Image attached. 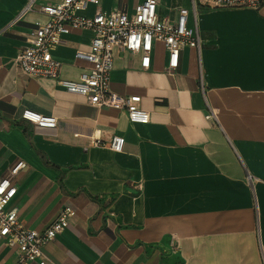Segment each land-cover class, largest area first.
I'll return each mask as SVG.
<instances>
[{"label": "crops", "instance_id": "0c3cea01", "mask_svg": "<svg viewBox=\"0 0 264 264\" xmlns=\"http://www.w3.org/2000/svg\"><path fill=\"white\" fill-rule=\"evenodd\" d=\"M141 1L99 6L132 13ZM25 2L0 0V177L25 162L9 204L28 229L43 230L64 204L75 209L43 246L47 264H264V4L199 5L200 48L183 47L172 71L161 42L148 68L116 50L110 89L140 95L142 123L17 66L33 21L45 18L35 9L13 21ZM189 5L159 0L158 11L173 17ZM91 37L88 28L62 35L52 49L60 78L91 67L75 57ZM24 108L57 122L25 120ZM113 135L124 137L121 151L91 143ZM16 254L0 237V264Z\"/></svg>", "mask_w": 264, "mask_h": 264}, {"label": "built area", "instance_id": "2783aa9c", "mask_svg": "<svg viewBox=\"0 0 264 264\" xmlns=\"http://www.w3.org/2000/svg\"><path fill=\"white\" fill-rule=\"evenodd\" d=\"M36 2L26 0L13 18V21H19L35 9L45 17L33 21L28 45L18 50L15 56L17 66L29 76L54 78L67 91L83 95L96 106L124 108L131 122L142 123L148 122L150 115L140 106V95H120L110 89V71L116 50L139 53L140 66L148 68L154 44L161 42L167 52L166 68L172 71L179 63L183 47L200 48L199 5L259 8L264 4V0H190L188 7L179 6L176 15L171 17L159 14V0H142L132 13L123 9L104 11L99 0H47L37 6ZM90 3L95 6L94 12L91 15L82 13ZM82 28L90 29L92 37L89 49H77L75 57L89 61L91 67L80 72L76 79L60 78V62L53 57L52 49L61 41L63 34ZM210 114L215 117L213 110ZM21 117L47 127L55 126L57 122L56 117L30 108H24ZM124 141L123 136L113 135L108 142L93 138L91 143L121 151ZM24 166L25 162L19 160L0 177V237L17 248L13 264H47L43 246L67 227L75 209L64 204L43 230L26 228L19 221L16 208L9 204L17 190L13 178ZM247 177L251 180L249 174Z\"/></svg>", "mask_w": 264, "mask_h": 264}, {"label": "rangeland", "instance_id": "374dc122", "mask_svg": "<svg viewBox=\"0 0 264 264\" xmlns=\"http://www.w3.org/2000/svg\"><path fill=\"white\" fill-rule=\"evenodd\" d=\"M162 1H164V2H165L166 0H162Z\"/></svg>", "mask_w": 264, "mask_h": 264}]
</instances>
